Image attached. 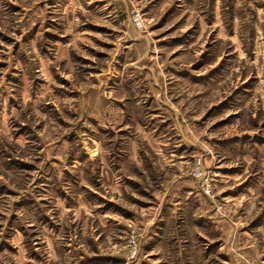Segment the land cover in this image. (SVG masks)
<instances>
[{"label": "rangeland", "instance_id": "1", "mask_svg": "<svg viewBox=\"0 0 264 264\" xmlns=\"http://www.w3.org/2000/svg\"><path fill=\"white\" fill-rule=\"evenodd\" d=\"M0 264H264V0H0Z\"/></svg>", "mask_w": 264, "mask_h": 264}]
</instances>
